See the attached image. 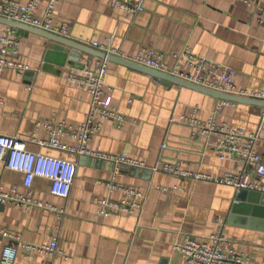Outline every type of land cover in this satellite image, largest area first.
<instances>
[{"label":"crops","instance_id":"crops-1","mask_svg":"<svg viewBox=\"0 0 264 264\" xmlns=\"http://www.w3.org/2000/svg\"><path fill=\"white\" fill-rule=\"evenodd\" d=\"M16 1L24 5L30 0ZM58 1L55 18L69 27L67 39L71 41L88 47L93 42L108 44L128 60L141 48H150L163 55L169 68L175 65L176 56L190 50L231 69L235 91L264 90L261 4L237 0H130L140 4L143 11L128 15L110 7V0ZM44 7L45 3L38 7V16ZM4 28L0 25V33ZM17 36L19 60L30 70L21 74L6 70L0 76V134L47 140L43 130H36V123L64 121L73 127L81 125L91 98L85 90L63 79L69 66L60 68V64L65 63L69 49L26 31L17 30ZM87 58L81 54L80 63ZM44 62L54 72L43 71ZM105 85L112 89V105L124 116L125 123L117 128L112 120L101 122L86 148L108 157L124 156L135 165L28 143L30 152L76 163V174L67 199L50 195V182L43 178L34 179L30 189L32 198L64 209L62 221L47 209L26 211L14 204L0 207V229L19 239L0 237V254L11 245L17 248L15 264H188L174 251L175 245H182L186 235L205 241L219 234L251 263L260 264L264 207L243 204L235 208V189L216 179L238 173L241 165L234 158L219 160L214 151L218 139L200 135L181 118L194 117L202 123L213 118L217 123L257 134L255 150L264 155L262 109L223 103L176 85L166 86L146 73L115 63L107 65ZM61 142L76 147L71 138L64 137ZM164 165L210 178L170 175L161 171ZM251 181L260 183L255 176ZM261 183L264 185V180ZM0 186L5 191L15 187L20 194L28 193L22 175L6 171L1 161ZM130 189L139 194V209L131 214L112 211L106 217L98 215L97 199L118 202L127 198ZM54 236L63 254L54 258L27 254L19 246V242L49 243Z\"/></svg>","mask_w":264,"mask_h":264},{"label":"built area","instance_id":"built-area-1","mask_svg":"<svg viewBox=\"0 0 264 264\" xmlns=\"http://www.w3.org/2000/svg\"><path fill=\"white\" fill-rule=\"evenodd\" d=\"M237 1H244L248 4H261L264 7V0ZM42 3H45V7L42 15L38 16L36 14L37 9ZM58 3V0H30L28 3L21 5L16 0H0V17L67 38L69 27L58 22L55 18ZM109 5L112 8L122 10L128 15L143 11L140 4L130 0H110ZM4 29V32L0 33V76L6 70H12L17 74L29 71L30 68L19 60L20 42L17 30L10 27ZM91 48L124 59L120 53L113 50L108 44L102 45L93 42ZM175 59V65L169 68L164 62L163 55L150 48L143 47L132 59L125 60L218 93L264 101V90L235 91L234 73L229 68L220 67L212 61L195 55L190 50H185ZM90 64H93L92 68ZM81 65L82 68L68 67L63 73V79L67 84L85 90L91 98L88 113L81 125L73 127L64 121L59 123L54 121L36 123V130H43L48 135L47 140H37L34 136L24 138L0 134V161L6 171L22 175V185L28 191L24 195L20 194L15 187L5 191L0 186V205L14 204L23 207L26 211L32 208L47 209L57 213L60 221L65 215L64 209H57L49 203L32 198L30 189L34 179L43 178L50 182V195L67 199L70 195L77 164L45 156L41 153L30 152L27 150L28 143H35L41 147L54 150L68 151L78 156L112 160L115 163L130 166L135 165L134 162L124 156L119 158L108 157L91 152L86 148L88 142L100 129L101 122L112 120L117 128H122L125 118L112 105V89L105 85L108 62L90 57L83 59ZM183 68L188 71L183 70ZM181 120L182 123L197 128L200 135L214 136L218 139L214 151L219 160L234 158L241 165V170L238 173H228L224 177L216 179L219 183L233 187L235 192L246 189L264 193V185L261 183L264 180V155L258 154L255 150L257 134H248L243 129L232 128L226 123H217L213 118L203 123L198 122L194 117H182ZM64 137L75 140L76 147L63 144L61 139ZM161 171L183 178H210L204 175L194 176L187 171L179 170L177 167L170 165H164ZM252 176H255L260 183L252 182ZM126 195L127 198L118 202L97 199L96 203L100 206L98 215L106 217L112 211L131 214L139 209L140 204L137 202L139 194L130 189L126 191ZM0 237L14 239L15 241L19 240L1 229ZM19 246L27 254H42L49 258L63 255L58 248L57 236L52 237L49 243L32 245L19 242ZM173 249L180 253L188 264H253L247 257L238 253L231 243L219 234L213 235L205 241H197L191 235H186L184 243L175 245ZM16 257L17 248L11 245L6 246L1 251L0 264H15ZM44 264L52 263L46 261ZM260 264H264V251Z\"/></svg>","mask_w":264,"mask_h":264},{"label":"water","instance_id":"water-1","mask_svg":"<svg viewBox=\"0 0 264 264\" xmlns=\"http://www.w3.org/2000/svg\"><path fill=\"white\" fill-rule=\"evenodd\" d=\"M0 25H3L5 27H10V28H13L16 30H21V31L33 33L35 35H38V36L46 39L47 41H49L51 43H54V44L59 45L63 48L69 49V52L66 55H64L65 56V63L60 64V68L64 67L65 65H67L69 67L82 68V65L80 63V58H81V54H85L91 58L101 59V60H104L108 63H115V64L130 68V69H135V70L141 71L143 73L148 74L149 76L153 77L155 80H157L158 82H160L166 86L176 85L179 87H183V88H187V89L197 91L199 93H202L204 95L213 97L215 99H218V100H221L224 102H232V103H239V104H246V105L255 106V107L262 109V111L264 112V101H261V100L248 99V98H244V97L227 95V94L218 93V92H215V91L203 88V87H199L197 85L191 84V83L183 81L181 79H177V78H174V77H171V76H168V75L156 72V71H152V70L144 68L142 66L136 65V64H134L128 60L121 59V58H118V57H115L112 55H108V54L103 53L101 51H98L94 48L88 47L86 45H83V44H80V43H77L74 41H71L67 38L59 37V36L44 32L42 30L24 25V24H20L17 22L10 21V20L5 19V18L0 17ZM55 51L61 52V49L55 50ZM42 70L43 71H50V70L52 71L54 69H52L51 65L44 62V64L42 65ZM52 72H54V71H52ZM190 131H192L191 128H190ZM168 146H169L168 143H166L164 145L165 148H167ZM83 160H84V158H81V161H83ZM163 163L171 164V163H168L167 161H163ZM234 201L237 203L235 208L236 207L238 208V206L243 205V204L249 205L252 207H258V206L264 207V193L254 191V190L240 189L238 192H235ZM0 207H3V205H0ZM234 211L236 212V210H234Z\"/></svg>","mask_w":264,"mask_h":264}]
</instances>
